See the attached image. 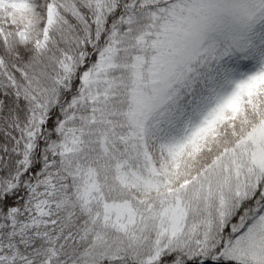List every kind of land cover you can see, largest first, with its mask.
Returning <instances> with one entry per match:
<instances>
[{
	"label": "snow or ice",
	"instance_id": "obj_1",
	"mask_svg": "<svg viewBox=\"0 0 264 264\" xmlns=\"http://www.w3.org/2000/svg\"><path fill=\"white\" fill-rule=\"evenodd\" d=\"M0 264H264V0H0Z\"/></svg>",
	"mask_w": 264,
	"mask_h": 264
}]
</instances>
